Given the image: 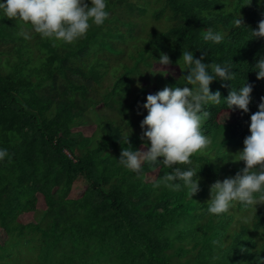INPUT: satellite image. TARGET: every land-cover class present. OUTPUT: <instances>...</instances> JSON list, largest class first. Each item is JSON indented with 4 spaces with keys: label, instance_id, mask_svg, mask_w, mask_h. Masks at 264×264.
Instances as JSON below:
<instances>
[{
    "label": "trees",
    "instance_id": "trees-1",
    "mask_svg": "<svg viewBox=\"0 0 264 264\" xmlns=\"http://www.w3.org/2000/svg\"><path fill=\"white\" fill-rule=\"evenodd\" d=\"M107 5L104 25L56 46L0 10V149L8 152L0 161V264H264V204L255 211L237 203L220 216L207 211L211 185L245 167L237 154L264 98L255 69L264 59V38L251 33L264 19V0ZM208 28L223 41H204ZM183 51L236 74L232 81L214 78L210 89L221 93V103L205 106L211 117L202 126L211 143L191 165H178L198 172L200 191L192 198L182 181L179 191L155 187L173 169L145 162L137 174L118 160L122 148L147 143L141 124L150 88L154 95L194 87L181 79L188 74L177 63ZM162 53L175 75L153 70ZM245 83L253 86L249 111L228 109L230 91ZM224 113L230 122L218 120ZM84 125H94L89 136L72 131ZM77 179L85 187L69 198ZM26 213L33 220L21 223Z\"/></svg>",
    "mask_w": 264,
    "mask_h": 264
},
{
    "label": "clouds",
    "instance_id": "clouds-1",
    "mask_svg": "<svg viewBox=\"0 0 264 264\" xmlns=\"http://www.w3.org/2000/svg\"><path fill=\"white\" fill-rule=\"evenodd\" d=\"M107 9V0H6L0 3V10L9 20L30 25L31 30L41 38L52 40L53 46H56V42L72 44L86 37L93 25H104L110 16ZM234 25L243 27L240 15L234 20ZM251 33L255 38H264V19ZM20 35L25 39L31 38L25 30ZM202 38L206 42L219 44L224 35L208 28L202 33ZM203 59V56L196 59L191 52L183 51L177 63L179 67L182 63L188 74L181 79L194 87H165L154 95L149 94L143 106L148 114L141 124V128L146 129L141 140L147 143L142 150L134 151L131 146L122 148L118 159L121 166L137 174L142 173L145 162L173 169L155 187L163 184L172 191H179L181 184L176 181H182L190 198L200 191L198 172L195 168L182 170L178 165H191V158L202 153L211 143L203 134L202 126L211 117V112L205 110V106L221 103V93H213L210 89L214 78L232 81L236 75L228 66L205 64ZM159 64L166 68L171 64L170 58L162 53ZM255 69L257 79L264 80V59L256 64ZM225 86L222 84V87ZM252 91L253 86L248 83L239 87L238 91L232 89L225 101L228 109L247 113ZM249 132L250 135L243 142V151L237 154L238 162H243L245 167L234 178L211 185V199L207 208L209 214H226L237 203L255 211L256 205L264 204V98L258 111L251 115ZM6 157L7 150L0 149V161ZM249 220L250 217L245 218L246 223Z\"/></svg>",
    "mask_w": 264,
    "mask_h": 264
},
{
    "label": "rangeland",
    "instance_id": "rangeland-1",
    "mask_svg": "<svg viewBox=\"0 0 264 264\" xmlns=\"http://www.w3.org/2000/svg\"><path fill=\"white\" fill-rule=\"evenodd\" d=\"M153 70L160 71L164 74H167V73L173 74V75L176 74V70L173 67H168V66L166 68H164L161 65H155L153 67ZM151 91H152V88H150L148 90L146 95H149ZM218 120L222 123L230 122L232 120V116L227 115V113H224L218 118ZM93 129H94V125H84V126L74 128V129H72V131L73 132H79L82 136L87 137L91 134ZM140 150H142V149H140ZM153 178H154V173L147 174V176H146L147 181H151V180H153ZM84 187H85V183L83 181H81L80 179H77L73 183V186H72L71 191L69 193V198H74V199L78 198L81 195ZM36 208L38 210H41L44 208L43 202H42V199L40 196H37ZM18 219L21 223H28V222H31L33 220V217H32L31 213H26V214L19 216ZM3 240H4V235L2 232H0V243L3 242Z\"/></svg>",
    "mask_w": 264,
    "mask_h": 264
}]
</instances>
